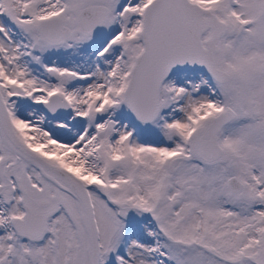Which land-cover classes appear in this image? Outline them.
Instances as JSON below:
<instances>
[{
    "label": "snow or ice",
    "instance_id": "snow-or-ice-1",
    "mask_svg": "<svg viewBox=\"0 0 264 264\" xmlns=\"http://www.w3.org/2000/svg\"><path fill=\"white\" fill-rule=\"evenodd\" d=\"M0 264H264V0H0Z\"/></svg>",
    "mask_w": 264,
    "mask_h": 264
}]
</instances>
